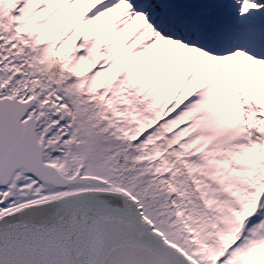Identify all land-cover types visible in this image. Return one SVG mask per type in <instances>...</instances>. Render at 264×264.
<instances>
[{"label": "snow or ice", "instance_id": "1", "mask_svg": "<svg viewBox=\"0 0 264 264\" xmlns=\"http://www.w3.org/2000/svg\"><path fill=\"white\" fill-rule=\"evenodd\" d=\"M0 264H264V0H0Z\"/></svg>", "mask_w": 264, "mask_h": 264}]
</instances>
